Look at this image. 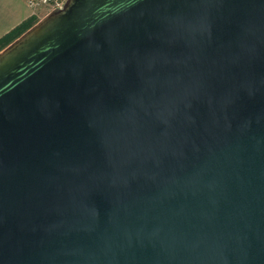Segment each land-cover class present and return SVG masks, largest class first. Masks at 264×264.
Instances as JSON below:
<instances>
[{
    "label": "water",
    "instance_id": "95a60500",
    "mask_svg": "<svg viewBox=\"0 0 264 264\" xmlns=\"http://www.w3.org/2000/svg\"><path fill=\"white\" fill-rule=\"evenodd\" d=\"M0 264H264V0H66L0 49Z\"/></svg>",
    "mask_w": 264,
    "mask_h": 264
},
{
    "label": "crops",
    "instance_id": "0c3cea01",
    "mask_svg": "<svg viewBox=\"0 0 264 264\" xmlns=\"http://www.w3.org/2000/svg\"><path fill=\"white\" fill-rule=\"evenodd\" d=\"M31 15L41 17L29 0H0V37Z\"/></svg>",
    "mask_w": 264,
    "mask_h": 264
},
{
    "label": "trees",
    "instance_id": "16d2710c",
    "mask_svg": "<svg viewBox=\"0 0 264 264\" xmlns=\"http://www.w3.org/2000/svg\"><path fill=\"white\" fill-rule=\"evenodd\" d=\"M38 18L35 15H31L30 17L21 21L14 28L6 32L4 35L0 37V49L5 47L8 43H10L13 39L19 36L22 32H24L27 28L33 25Z\"/></svg>",
    "mask_w": 264,
    "mask_h": 264
},
{
    "label": "built area",
    "instance_id": "2783aa9c",
    "mask_svg": "<svg viewBox=\"0 0 264 264\" xmlns=\"http://www.w3.org/2000/svg\"><path fill=\"white\" fill-rule=\"evenodd\" d=\"M66 0H29L31 5L51 4L54 7H61Z\"/></svg>",
    "mask_w": 264,
    "mask_h": 264
},
{
    "label": "rangeland",
    "instance_id": "374dc122",
    "mask_svg": "<svg viewBox=\"0 0 264 264\" xmlns=\"http://www.w3.org/2000/svg\"><path fill=\"white\" fill-rule=\"evenodd\" d=\"M30 3V2H29ZM31 5V4H30ZM36 9L37 15L39 14L41 17L43 15H45L47 12H49L51 9H53V6L51 4H41V5H37V6H33ZM38 19L41 17L36 16Z\"/></svg>",
    "mask_w": 264,
    "mask_h": 264
}]
</instances>
